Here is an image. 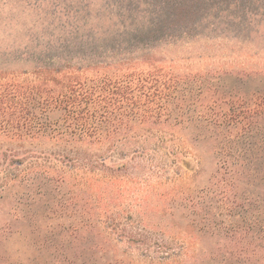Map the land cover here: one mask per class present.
Listing matches in <instances>:
<instances>
[{"label": "rangeland", "instance_id": "rangeland-1", "mask_svg": "<svg viewBox=\"0 0 264 264\" xmlns=\"http://www.w3.org/2000/svg\"><path fill=\"white\" fill-rule=\"evenodd\" d=\"M152 1L0 0V76L84 80L121 69L178 79L170 120L162 112L154 125L132 124L136 134L113 143L0 135V264H241L245 212L218 216L209 200L195 205L218 171L213 129L177 116L182 89L205 87L197 79L218 93L264 91V20L248 29L218 13L208 23L134 34ZM34 34L69 37L61 58L48 61L66 62L34 66L10 56L36 45ZM77 61L89 68L77 71ZM189 102L185 113L197 118L201 102Z\"/></svg>", "mask_w": 264, "mask_h": 264}, {"label": "trees", "instance_id": "trees-1", "mask_svg": "<svg viewBox=\"0 0 264 264\" xmlns=\"http://www.w3.org/2000/svg\"><path fill=\"white\" fill-rule=\"evenodd\" d=\"M204 12L208 19H201ZM218 13H222L227 22L233 20L238 27L250 29L264 20V0H153L148 5L144 24L134 34L142 31L149 34L169 26L208 23L218 19ZM71 24L76 30L78 24ZM126 30L130 31L126 27L119 38L125 37ZM42 36L34 34L32 39L36 45L27 43L21 50H12L10 56L30 57L34 66L66 62L64 58L48 61L61 58L60 48L69 37L59 34L49 39ZM89 65L77 61L73 67L83 71ZM59 69L56 67L55 71ZM93 76L83 80L78 75L65 79L55 75L36 81L0 76V135L15 140L49 137L57 141L82 142L88 139L99 145L136 134L137 130L130 128L132 124L154 125L164 116L162 112L170 120V101L178 93L176 77L160 71L144 74L121 69ZM91 80L93 82L88 83ZM201 81L197 79L194 83L206 84L205 87L198 84L195 89H182L181 92L188 95L181 93L185 98L178 107L182 112L177 116L181 124L194 121L212 128L209 136L216 142L218 171L195 205L201 206L204 199L209 200V208L220 211V214L215 212L218 216L245 212L243 232L249 239L247 244L239 246L236 255L240 256L241 264H264V133L258 130L264 123V91L249 95L218 93L217 85ZM191 100L201 102L194 119L185 113ZM122 125L127 128L119 127ZM14 181L12 177L10 182ZM255 182L260 184L257 192L253 189ZM238 190L243 192L238 193ZM251 209L253 214L246 213Z\"/></svg>", "mask_w": 264, "mask_h": 264}]
</instances>
